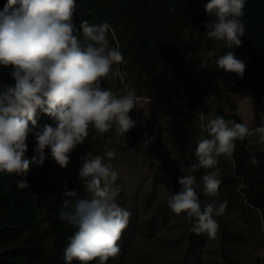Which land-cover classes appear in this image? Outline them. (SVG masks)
Instances as JSON below:
<instances>
[{
    "label": "clouds",
    "instance_id": "9594fccd",
    "mask_svg": "<svg viewBox=\"0 0 264 264\" xmlns=\"http://www.w3.org/2000/svg\"><path fill=\"white\" fill-rule=\"evenodd\" d=\"M246 0H206V14L211 23L204 25L207 39L227 49L216 58L218 69L243 78L246 64L231 49L242 46ZM76 0H6L0 10V66L13 69L14 84L0 83V174L25 177L16 181L19 189L30 187L26 179L31 166H43L46 150L61 168H67L70 154L85 143L90 130L105 134L115 130L125 136L137 126L130 113L137 108L133 90L117 94L103 87L102 81L120 76L118 65L124 62L119 45L108 40L113 31L106 22L74 23ZM82 33L83 41L77 35ZM51 123H39V114ZM202 133L197 141V162L179 178V190L169 196L168 207L176 214H186L193 221L191 231L214 238L227 202L208 203L201 209L193 173L213 169L202 177L203 193L218 195L220 172L215 170L218 158L231 157L237 140L251 137L264 146V124L250 129L222 115L197 113ZM145 139L147 148L155 136ZM35 138L34 155L26 158L28 139ZM114 150L103 155L87 153L79 171L84 195L65 189L60 216L75 231L64 249L65 264H107L116 258L120 241L131 213L117 203L119 173L110 161ZM258 163L255 155L250 157ZM106 160L108 162H106Z\"/></svg>",
    "mask_w": 264,
    "mask_h": 264
},
{
    "label": "trees",
    "instance_id": "16d2710c",
    "mask_svg": "<svg viewBox=\"0 0 264 264\" xmlns=\"http://www.w3.org/2000/svg\"><path fill=\"white\" fill-rule=\"evenodd\" d=\"M206 0H76L74 23L79 29L82 20L92 24L106 22L112 28L108 40L120 47L124 62L120 64L129 74L134 88L151 101L148 139L155 136L158 149L168 148L175 155L169 168L168 193L164 204L155 209L150 224L160 220L179 218L184 227L183 252L190 259L200 257L208 245L206 233L195 234L190 229L193 221L186 214L170 212L167 200L181 187L179 178L187 175L186 169L196 163L195 148L202 134L197 113L222 115L225 119L243 123L237 105L225 97L231 113L214 107L208 100L213 93V82L222 79L220 71L204 64L202 56L222 47L219 42L207 39L206 23L212 17L206 14ZM6 0H0V10ZM245 25L242 46L231 49L246 64L243 78L226 73L232 93L250 89L254 123L251 129L264 124V0H246ZM77 35L83 41L82 33ZM224 53L228 51L223 48ZM10 67L0 66V83L14 84ZM39 123H51L43 113ZM94 130L83 145L70 154L67 168H61L46 150L43 166H31L26 177L27 189H19L16 181L25 177L0 174V264H65L64 249L74 229L61 218L65 199L64 182L79 177V171L88 152L96 155L92 142ZM35 138L28 139L26 158L34 155ZM231 157L221 156L216 165L221 184L218 195L207 197L203 193L201 177L213 169H197L194 185L201 209L208 203L227 202L226 210L239 206L259 213L264 230V146L249 137L237 140ZM255 155L258 163L250 157ZM228 212V211H227ZM214 219L220 222L221 216ZM221 224V223H220ZM221 226L223 258L227 248L243 238ZM132 227L123 233L120 262L109 259L107 264L123 262L130 247ZM129 235V236H128ZM230 262V261H229ZM73 264H79L73 261ZM93 264H99L94 261Z\"/></svg>",
    "mask_w": 264,
    "mask_h": 264
},
{
    "label": "rangeland",
    "instance_id": "374dc122",
    "mask_svg": "<svg viewBox=\"0 0 264 264\" xmlns=\"http://www.w3.org/2000/svg\"><path fill=\"white\" fill-rule=\"evenodd\" d=\"M222 54L223 47L202 56L206 66L222 74L221 80L213 82L214 90L208 96V100L214 107L224 110L225 114H230V107L225 105L224 98L231 97L237 105V113L241 116L243 124L251 129L254 123L251 90L230 92L229 83L224 79L227 72L218 69L215 63L216 58ZM118 67L120 76L109 75L102 81V86L112 88L117 94H124L128 90L134 91L138 98L137 108L130 116L138 122L137 126L125 136L117 135L114 129L103 135L94 130L92 142L96 155H103L107 150L115 151L116 156L110 163L119 173L116 182L120 185L117 203L131 213L127 228L132 227L135 235L129 234L130 247L120 264H264V230L260 215L255 210L231 206L228 212L225 211L221 216L220 222H217L215 237L208 236L206 249L196 259L184 256L181 244L184 227L179 218L160 220L157 226L150 224L155 209L166 200L168 193L166 183L169 182V168L175 155L168 148L158 149L154 142L147 148L141 147L145 139L144 134L152 132L151 101L143 94H139L129 74L124 72L120 65ZM63 187L69 191H76L79 196L85 194L83 182L79 177L72 182H64ZM220 225L226 226L229 231L243 238V242L234 243L227 248L228 261L223 258ZM123 245L122 237L119 246ZM114 259L119 263L120 255Z\"/></svg>",
    "mask_w": 264,
    "mask_h": 264
}]
</instances>
